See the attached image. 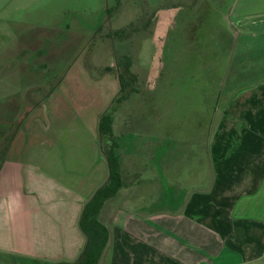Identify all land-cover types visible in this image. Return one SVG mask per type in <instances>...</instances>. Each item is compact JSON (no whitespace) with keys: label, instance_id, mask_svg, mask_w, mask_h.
Segmentation results:
<instances>
[{"label":"rangeland","instance_id":"1","mask_svg":"<svg viewBox=\"0 0 264 264\" xmlns=\"http://www.w3.org/2000/svg\"><path fill=\"white\" fill-rule=\"evenodd\" d=\"M261 76L264 0H0V146L54 134L83 150L92 134L103 145L95 126L124 108L142 115L124 151L141 153L143 179L157 175L152 188L183 157L176 141L202 144L213 103ZM24 118L31 121L22 126ZM78 162L87 173L88 161ZM178 167L165 188L183 181L186 167ZM0 264L35 262L0 251Z\"/></svg>","mask_w":264,"mask_h":264},{"label":"crops","instance_id":"2","mask_svg":"<svg viewBox=\"0 0 264 264\" xmlns=\"http://www.w3.org/2000/svg\"><path fill=\"white\" fill-rule=\"evenodd\" d=\"M234 89L232 97L224 103L220 98L209 109L206 132L204 122L200 124L202 144L191 138L176 141L185 151L176 158L177 165L186 167V174L166 188V177L175 176L179 165L170 163L165 178L159 182L158 175L159 184L151 188L156 173L143 179L135 157L141 153L134 150L133 157L130 149L124 151L129 132L143 129L142 115L124 108L111 115V123L105 122L112 139L103 135L101 145L92 134L86 150L76 145L79 141L69 144L56 134L37 145L29 135L3 139L0 251L28 263L77 262L87 243L80 217L109 181L104 150L117 137L124 184L98 217L112 233L99 264H264V76ZM225 92L223 84L219 97ZM24 119L22 126L31 121ZM100 124L95 126L98 132ZM147 150H152L151 143ZM149 156L151 165L156 156ZM30 157L38 158L37 163ZM80 160L88 161L87 173L78 169Z\"/></svg>","mask_w":264,"mask_h":264},{"label":"trees","instance_id":"3","mask_svg":"<svg viewBox=\"0 0 264 264\" xmlns=\"http://www.w3.org/2000/svg\"><path fill=\"white\" fill-rule=\"evenodd\" d=\"M130 64H125V70L128 71ZM112 122L111 115H104L101 119L100 130L103 135L109 136L112 139V131H108L105 127ZM110 139V141H112ZM105 149L104 152L109 160V174L108 183L100 187L92 200L88 201L80 217V228L87 238V243L84 251H82L80 259L75 263L61 262L57 264H99L105 252H107L111 242V230L105 226L100 220L99 216L101 210L107 200L112 199L124 184L123 176L120 170V162L115 151L117 142Z\"/></svg>","mask_w":264,"mask_h":264}]
</instances>
